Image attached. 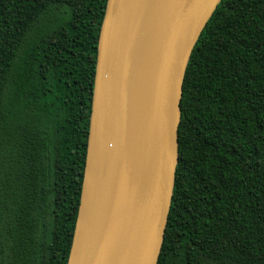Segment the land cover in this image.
<instances>
[{"label": "trees", "instance_id": "obj_1", "mask_svg": "<svg viewBox=\"0 0 264 264\" xmlns=\"http://www.w3.org/2000/svg\"><path fill=\"white\" fill-rule=\"evenodd\" d=\"M107 0H0V264H67ZM158 264H264V0L193 49Z\"/></svg>", "mask_w": 264, "mask_h": 264}, {"label": "water", "instance_id": "obj_2", "mask_svg": "<svg viewBox=\"0 0 264 264\" xmlns=\"http://www.w3.org/2000/svg\"><path fill=\"white\" fill-rule=\"evenodd\" d=\"M221 0H107L67 264H158L179 160L183 82Z\"/></svg>", "mask_w": 264, "mask_h": 264}]
</instances>
